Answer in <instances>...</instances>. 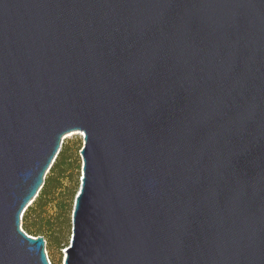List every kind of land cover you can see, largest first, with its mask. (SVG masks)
<instances>
[{"label": "water", "instance_id": "water-1", "mask_svg": "<svg viewBox=\"0 0 264 264\" xmlns=\"http://www.w3.org/2000/svg\"><path fill=\"white\" fill-rule=\"evenodd\" d=\"M70 132L64 264H264V0H0V264Z\"/></svg>", "mask_w": 264, "mask_h": 264}, {"label": "trees", "instance_id": "trees-1", "mask_svg": "<svg viewBox=\"0 0 264 264\" xmlns=\"http://www.w3.org/2000/svg\"><path fill=\"white\" fill-rule=\"evenodd\" d=\"M66 146L62 145L60 151L45 176L44 184L35 200L24 211L21 218V226L30 235H41L47 246L65 247L64 231L71 228V211L74 196L77 191V182L70 188L68 194V208L60 199L58 194L63 185L62 179L66 173L78 171L79 163L71 166L70 156L67 154ZM71 171V172H70ZM53 208L54 213L50 214L49 209ZM70 238V237H69Z\"/></svg>", "mask_w": 264, "mask_h": 264}, {"label": "rangeland", "instance_id": "rangeland-1", "mask_svg": "<svg viewBox=\"0 0 264 264\" xmlns=\"http://www.w3.org/2000/svg\"><path fill=\"white\" fill-rule=\"evenodd\" d=\"M83 143V137L77 133H73L69 136H65L63 139L62 145L66 146L68 152L67 154L70 156L71 166L73 164L76 165V163H79V169L78 171H73L72 173H66L64 178L62 179V185L63 188L61 192L58 194V198L60 201L62 200L65 209L68 208V194L70 192V188L72 185L74 186L77 182V188L80 183L81 178V157L79 155V150ZM71 172V171H70ZM49 213L53 214L54 209H49ZM71 235V228L69 230L65 229L64 231V237L65 242L69 243V237ZM65 247H57V246H51L50 248L45 245V253L47 254V257L51 264H64V257H65Z\"/></svg>", "mask_w": 264, "mask_h": 264}, {"label": "bare ground", "instance_id": "bare-ground-1", "mask_svg": "<svg viewBox=\"0 0 264 264\" xmlns=\"http://www.w3.org/2000/svg\"><path fill=\"white\" fill-rule=\"evenodd\" d=\"M73 133H77V134L83 136V133H82V132H70V133L65 134L64 137H65V136H69V135H71V134H73Z\"/></svg>", "mask_w": 264, "mask_h": 264}]
</instances>
